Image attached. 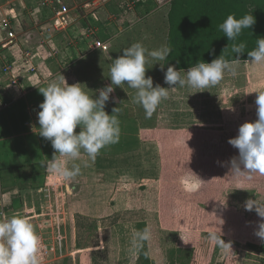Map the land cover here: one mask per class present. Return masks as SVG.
<instances>
[{
	"label": "crops",
	"instance_id": "crops-1",
	"mask_svg": "<svg viewBox=\"0 0 264 264\" xmlns=\"http://www.w3.org/2000/svg\"><path fill=\"white\" fill-rule=\"evenodd\" d=\"M43 1L38 3L39 9L21 13L19 20L13 10L6 12L8 26L0 25V216L27 217L41 239L40 264H63L74 259L77 252L87 254L96 249L103 253L107 242L102 226L108 197H123L126 181L135 186V180L140 179L139 187L147 188L145 199H151L154 205L157 197L160 210L165 197V209H173L170 181L160 174L161 170L140 163H186L193 151L188 146L204 142L230 147L228 140L239 127L254 121L257 92L264 90V64L240 61L235 76L226 73L213 87H176L150 119L133 102L134 89L126 82L120 87L113 85L115 90L105 111L111 115L117 108L119 140L100 149L94 160L82 151L78 160L69 162V166H80V174L70 181L58 180L45 167L54 149L39 135L37 113L44 99L39 88L53 80L59 82L61 74L69 85L80 82L89 95L98 96V89L111 84V61L125 48L140 42L151 51L166 44L171 0H60L68 10V26L63 28L54 24L59 7L51 10L41 5ZM128 4L131 8L127 10ZM97 43L106 49L97 48ZM162 66L163 61L148 58L146 78H153L154 87L160 84L168 88ZM158 133L163 137L158 138ZM181 173V169L174 170L176 175ZM151 184L158 186L156 197L148 190ZM246 193L243 198L236 191L222 188L214 210L199 203L181 206L182 213L190 212L195 221L193 227L183 224L176 229L178 239L166 251L164 264H264V240L255 235L264 219L255 209L244 208L248 199L264 203V175ZM97 210L100 212L91 213ZM146 213L122 206L117 216L133 234L137 223L145 222L150 229ZM74 217L82 219V224ZM75 221L85 226L83 230L97 223L93 233H83L84 245L79 248L72 228ZM210 232L220 234L228 245L220 247L210 242L206 239ZM188 234L198 236V243L181 248L183 239L186 245L191 240ZM138 252L139 248L135 261Z\"/></svg>",
	"mask_w": 264,
	"mask_h": 264
},
{
	"label": "clouds",
	"instance_id": "clouds-1",
	"mask_svg": "<svg viewBox=\"0 0 264 264\" xmlns=\"http://www.w3.org/2000/svg\"><path fill=\"white\" fill-rule=\"evenodd\" d=\"M255 22L251 14H245L239 19L228 15L219 29L232 42L231 52L236 58L225 57L226 47L222 55L210 63L198 61L187 71H178L175 66H169L164 73V83L169 85L168 88L160 84L153 86V78H146L145 64L148 58L165 61L172 52L171 46L166 43L149 51L140 42L125 48L121 56L111 61V84L98 89V96L89 95L84 90L86 85L80 82L69 85L61 74L59 82L53 80L46 87L39 88V93L44 97L37 113L39 135L50 141L54 149L53 158L45 164L47 172L58 180L70 181L80 174L81 169L75 163L69 166V162L78 160L82 151L94 160L100 149L119 140L121 130L115 114L117 108L112 110L111 115L105 111L110 94L115 90L113 85L120 87L126 82L128 88L134 89L133 102L141 106L145 118L150 119L174 88L205 89L216 86L226 73L235 76L236 66L240 63L239 55L246 48V44L237 42V39L244 29L251 28ZM247 55L249 64H264V38H258L256 47L247 52ZM182 72L184 75H181ZM113 102H116L115 98ZM255 104L258 119L242 124L238 135L228 140L239 151L238 158L234 157L227 162L230 164L231 175L247 177L249 180L253 174L264 175V90L257 92ZM77 128L79 132L76 131ZM244 208L246 211L255 209L257 215L264 219V203L248 199ZM255 235L264 240V222L259 223ZM151 236L148 227L134 230L131 248L141 247ZM206 239L220 247L228 245L216 232H210ZM40 249V236L27 217L21 214L0 216V264H40Z\"/></svg>",
	"mask_w": 264,
	"mask_h": 264
},
{
	"label": "trees",
	"instance_id": "trees-1",
	"mask_svg": "<svg viewBox=\"0 0 264 264\" xmlns=\"http://www.w3.org/2000/svg\"><path fill=\"white\" fill-rule=\"evenodd\" d=\"M245 14H251L256 22L251 28L244 29L237 39V42L246 44L244 53L239 55L240 61H249L247 52L256 47L258 38H264V0H171L167 17L166 43L171 46L172 52L163 61L162 70L166 72L169 66H175L178 71L187 70L201 60L210 63L221 56L226 47L228 48L224 53L225 57L227 59L236 58L235 54L231 52L232 42L224 36L219 25L228 15H234L239 19ZM257 119L255 113L253 122ZM237 135L238 133L234 134L233 138ZM238 155V149L233 146L228 147L227 150L218 149L214 156L222 161V164L215 177L209 176L202 168L186 170L182 178L173 175L171 197L184 202L199 203L211 210L217 208V200L222 188L226 192L236 191L240 195L242 194L241 197L246 198L248 196L246 192L259 184L262 175L253 174L251 180L247 177L232 176L230 164L227 162L234 157L238 158ZM183 181L193 184L194 188L191 191H186L182 184ZM139 188L140 192H143V195L138 196L140 204L145 198L144 191L147 188ZM152 193L154 194V192ZM154 197H156V192ZM155 205L156 199H154L153 210L156 209ZM145 227H147L145 222L137 223L135 230ZM188 237L192 241L190 240L191 242L189 241L186 245V241L183 239L180 242L181 248L195 247L198 243L195 241L198 237L195 234ZM135 264H154L148 241L139 247Z\"/></svg>",
	"mask_w": 264,
	"mask_h": 264
},
{
	"label": "rangeland",
	"instance_id": "rangeland-1",
	"mask_svg": "<svg viewBox=\"0 0 264 264\" xmlns=\"http://www.w3.org/2000/svg\"><path fill=\"white\" fill-rule=\"evenodd\" d=\"M39 2L40 0H0V21L8 20L7 15L9 14L8 12L11 10L15 12L16 18L17 20H19L18 16L21 13H25L27 10L34 11L35 8H38ZM6 12L8 14H6ZM22 20H25V18H23ZM157 136L158 138L159 136H161L160 138H162L163 134L161 133L159 135L158 133ZM188 147L193 149V151H191L190 153L191 154L190 160L187 161L186 163L154 161L148 163L143 162L140 164L145 167L147 166H149L150 168L153 167L156 169L157 172L161 170L160 174H163L170 181V188H171L172 176L175 175L177 177L182 178L184 177V172L186 170L202 168L205 171V173H207L209 176L215 177L219 171V168L221 167L222 161H219L217 157L211 155L212 153H216L218 149L227 150L229 146L219 145L218 147L216 145L214 146L209 144V142H204L196 146L190 145ZM215 148L216 150L214 151ZM166 152H168V150ZM200 165L204 167H201ZM180 169L182 172L180 175L174 174V170H180ZM141 182L142 181L140 179L135 180V186H133L128 181H126L125 184L123 185V189L125 192L123 197L119 198V196L116 195H110L108 197L109 207L106 209V214H105L107 218L103 223L104 226H102L103 229L106 228L105 231L106 234H104L105 235L104 239L107 242L105 243V250H103V253L100 254L96 249H93L91 252H88L87 254H83V252L81 253L77 252L75 256H73L74 259H71L69 263L64 261L65 263L63 262V264H135L134 258L137 248L136 249L131 248V244H130L132 238L131 227L128 228L126 222L124 225H121V218L117 216L119 213V208L122 206L130 211L132 209H135V211H139L141 213L147 212L145 215H149L148 220L150 225V231L152 234L151 239L149 241L150 255L152 259H154L153 261L155 262V264H164V256L166 255V251L170 249L178 239L177 236L178 233L176 232L177 231L176 229H181L183 224L193 227L195 217L191 215L190 212L182 213V211L180 210L181 206H186L185 203H190V202H184L182 200H176L174 198H171L172 200H174V202L171 200L173 203L171 207L173 209L171 208L165 209L166 207L165 204L166 198L164 197L165 194L162 195V197H164V200H163V205L160 206L161 207L160 210L159 208L156 207L157 205H155L156 209L153 210L152 207L154 206L153 202L151 199L148 198L147 199L144 198L145 201L141 202L140 204L135 199L134 202H132L133 200L132 197L139 198L138 196L143 195V192H140L141 190L139 188L140 186L139 184ZM183 185L186 188V190L188 189V191L194 188L193 184L191 183H188L187 185L186 184ZM157 187H158L157 184H151L148 190L150 191L151 194L152 192H154V194L156 192V196H157L158 194ZM145 193L146 192H144V195L146 196ZM155 199L157 201V197ZM193 204L195 205V203ZM189 207L191 209V207L194 208L195 206H187V209ZM99 212H100L99 210L95 212L91 211L93 215ZM136 215H141V214H136ZM74 219L82 224L81 222L82 219H80L81 221H79L76 217H74ZM78 222L76 221L73 222L74 225L72 227L73 230L75 229L74 233L77 238L76 240L77 248H79V246L82 247L84 245L82 242L84 241V239H82L83 233L86 236L87 234L93 233L94 231L93 228L97 224L96 222H92L91 229L86 228L85 230H83L85 226L80 225ZM170 229H173V231Z\"/></svg>",
	"mask_w": 264,
	"mask_h": 264
},
{
	"label": "built area",
	"instance_id": "built-area-1",
	"mask_svg": "<svg viewBox=\"0 0 264 264\" xmlns=\"http://www.w3.org/2000/svg\"><path fill=\"white\" fill-rule=\"evenodd\" d=\"M41 5L43 7H47L49 9H53L54 10V7L55 6H58L59 7V10L57 11L56 13V19H55V26L57 28H63V27H66L68 26V23H67V20H66V17H67V14H68V10L65 6L62 5L61 1L60 0H45L41 3ZM125 8L128 10L130 7V4L126 5ZM0 25L2 28H7L8 26V23L6 22V20H3L0 22ZM96 47L97 48H101L102 50H105L106 47L103 46L102 44L100 43H97L96 44ZM7 70V69H6ZM6 70H4L6 72ZM3 71V72H4Z\"/></svg>",
	"mask_w": 264,
	"mask_h": 264
}]
</instances>
